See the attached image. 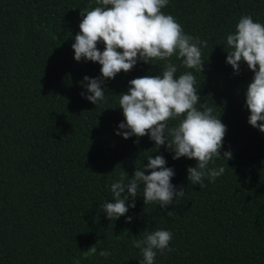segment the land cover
<instances>
[{
	"label": "trees",
	"instance_id": "trees-1",
	"mask_svg": "<svg viewBox=\"0 0 264 264\" xmlns=\"http://www.w3.org/2000/svg\"><path fill=\"white\" fill-rule=\"evenodd\" d=\"M94 6L95 0H0V264H139L132 241L159 229L172 232L173 250L157 251L154 264H264V133L248 123L245 103L254 73L242 63L236 74L226 63L227 35L244 15L264 23V0H169L162 9L186 34L207 41L203 74L175 56L171 61L177 76L193 72L201 103L227 126L221 155L230 150L232 159L210 163L225 172L214 182L205 178L203 187L187 179L195 160H173L147 135L116 134L124 131L118 95L166 62H138L105 80L107 102L97 106L81 95L89 94L83 77L101 75L99 63L77 62L72 49L80 9ZM150 155L164 156L184 195L161 209L145 205L141 187L135 207L109 220L102 211L112 202L111 184L121 169L131 178ZM105 249L107 259L99 255Z\"/></svg>",
	"mask_w": 264,
	"mask_h": 264
},
{
	"label": "clouds",
	"instance_id": "clouds-1",
	"mask_svg": "<svg viewBox=\"0 0 264 264\" xmlns=\"http://www.w3.org/2000/svg\"><path fill=\"white\" fill-rule=\"evenodd\" d=\"M95 4L80 9V31L74 36L72 49L77 62L99 63L101 75L84 76L81 84L89 94L81 95L97 106L107 102L102 87L105 80L130 72L138 62H166L159 74L131 79L128 90L118 95L124 116L118 128L124 131L116 134L124 139L147 135L154 141L156 151L164 146L173 153V160L186 157L196 161L194 167L187 168V179L192 185L203 187L205 178L214 182L225 168H210V163L221 157L228 161L233 156L230 150L221 155L227 126L220 116L214 115V108L207 101L201 103L193 72L177 76L178 68L171 61L175 56L184 68L203 74L206 61L202 59V48L207 47V41L186 34L174 16L162 11L169 0H95ZM101 43L103 51L98 48ZM226 43L230 49L226 63L234 73L239 74L242 63L254 73L245 94L250 112L248 123L264 133V23L254 21L250 14L241 16L235 32L227 35ZM146 159L148 163L143 168L136 167L131 178L121 169L119 179L111 184L112 202L104 203L102 211L109 220L125 216L130 207H135L141 187L145 205L156 202L161 209L184 195L183 186L177 190L173 185L175 172L166 166L163 155L154 158L150 155ZM171 214L172 211L167 213ZM131 220V216L126 218V222ZM172 236L171 231L159 229L144 231L134 239L133 247L143 257L139 264H154L157 251L161 254L172 251L169 247ZM88 252L96 254V245ZM99 255L107 259L111 253L105 249ZM74 264H79V260Z\"/></svg>",
	"mask_w": 264,
	"mask_h": 264
}]
</instances>
